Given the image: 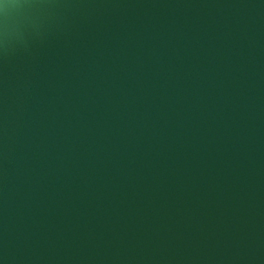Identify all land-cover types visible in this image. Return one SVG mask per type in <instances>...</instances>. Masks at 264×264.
<instances>
[{
    "label": "water",
    "instance_id": "1",
    "mask_svg": "<svg viewBox=\"0 0 264 264\" xmlns=\"http://www.w3.org/2000/svg\"><path fill=\"white\" fill-rule=\"evenodd\" d=\"M3 4L0 264H264V0Z\"/></svg>",
    "mask_w": 264,
    "mask_h": 264
},
{
    "label": "clouds",
    "instance_id": "2",
    "mask_svg": "<svg viewBox=\"0 0 264 264\" xmlns=\"http://www.w3.org/2000/svg\"><path fill=\"white\" fill-rule=\"evenodd\" d=\"M0 4H3V0H0ZM28 7H29V5H27V4H17V5L3 4L5 33L7 31V28H8L9 17L15 16L18 13H23Z\"/></svg>",
    "mask_w": 264,
    "mask_h": 264
}]
</instances>
